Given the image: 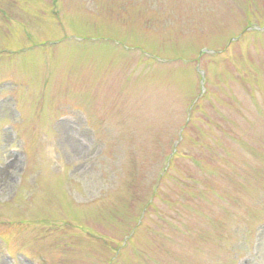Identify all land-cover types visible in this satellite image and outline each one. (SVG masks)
<instances>
[{"label":"rangeland","instance_id":"374dc122","mask_svg":"<svg viewBox=\"0 0 264 264\" xmlns=\"http://www.w3.org/2000/svg\"><path fill=\"white\" fill-rule=\"evenodd\" d=\"M0 264H264V0H0Z\"/></svg>","mask_w":264,"mask_h":264}]
</instances>
